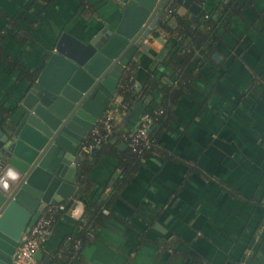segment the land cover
<instances>
[{
    "label": "crops",
    "instance_id": "crops-1",
    "mask_svg": "<svg viewBox=\"0 0 264 264\" xmlns=\"http://www.w3.org/2000/svg\"><path fill=\"white\" fill-rule=\"evenodd\" d=\"M193 1L200 5L195 20L165 0L159 23L124 66L121 76L134 71L135 93L114 120L116 137L89 152L81 184L77 159L76 191L93 202L105 204L129 176L104 209L105 223L84 219L83 199L60 202L66 208L54 216L42 257L31 264H264V0H232L236 13L225 24L220 11L230 0ZM121 5L0 0V131L7 133L16 117L26 71L41 69L60 34L88 42L117 24ZM203 12L220 24L205 56L176 20L197 21ZM165 19L172 30L154 36ZM152 80L182 89L170 103L163 91L142 93ZM121 101L115 90L107 109ZM163 109L166 127L149 157L121 162L143 114Z\"/></svg>",
    "mask_w": 264,
    "mask_h": 264
},
{
    "label": "water",
    "instance_id": "water-1",
    "mask_svg": "<svg viewBox=\"0 0 264 264\" xmlns=\"http://www.w3.org/2000/svg\"><path fill=\"white\" fill-rule=\"evenodd\" d=\"M119 1L117 24L105 26L88 42L60 34L35 79L26 80L7 133L0 131V264H11L42 204L69 205L78 196L83 142L107 110L124 66L159 23L165 0ZM171 1L188 9L192 20L200 16L193 0ZM97 151L93 147L90 153ZM10 169L19 174L17 181L8 177ZM41 257V251L34 254Z\"/></svg>",
    "mask_w": 264,
    "mask_h": 264
},
{
    "label": "trees",
    "instance_id": "trees-1",
    "mask_svg": "<svg viewBox=\"0 0 264 264\" xmlns=\"http://www.w3.org/2000/svg\"><path fill=\"white\" fill-rule=\"evenodd\" d=\"M230 0L228 3H226L223 8L221 9L220 13L223 15L222 17V24L224 23V19L227 16H230L233 13H236L232 10V5H231ZM176 15V14H174ZM176 20L178 22V25L180 26L181 30L183 33L187 34L189 38H191V43L193 44V49L195 51H198V53L202 55H206L211 49H212V44L211 42L219 36L217 34L218 27L220 24H217V22L212 21L209 18V15L207 13H202V17L198 19L197 21H192L189 17L186 16H180L176 15ZM171 29V26L168 22L167 19L163 20L159 25L158 28L153 31L154 36H159L161 32L167 33ZM219 30V29H218ZM217 33V34H216ZM2 38V34L0 31V39ZM206 51V53H205ZM133 66V65H132ZM130 67V66H129ZM25 72V70H24ZM126 72V71H125ZM25 74V73H24ZM37 75V71L29 72L26 71L25 74V80H30L33 81ZM132 77V79H131ZM131 79V80H130ZM133 83H134V71L132 67L128 68L127 72L120 77V80L117 85L116 92L119 96L122 97V102L127 103L129 99L131 98L132 95H134L135 91L133 89ZM148 85H145V87H142L141 91L142 93L150 92V91H163L165 96L164 101L167 100L170 103H173L176 98L178 97V94H180V90L182 89L180 87L178 88H170V89H164L162 84H159V81L152 80L147 83ZM162 100V102H164ZM166 101V102H167ZM163 107V106H162ZM164 113L161 115H156L154 116V121L153 124L156 125V129L154 131H149L147 134L148 139L151 141V146L148 149H143L141 153H133L128 151L122 153L120 157V161L123 162L124 160L134 163L135 165L138 164L139 156L143 154L146 158L149 157V152L152 149L153 143H154V138L163 128L166 127L165 122H164V114H166L165 110H162ZM3 113V112H2ZM116 137V134L113 130L112 134L109 135L105 140H103L98 146L102 145L104 142H110L113 140V138ZM116 142V139L114 140ZM116 145V144H115ZM130 149V148H129ZM116 150V147H115ZM139 155V156H138ZM89 161H90V154L89 153H84L81 152L79 156V161H78V182L83 183L85 180L82 178L83 176L86 175L87 168L89 167ZM129 176L123 177L122 181L120 182L119 186H115V191L110 194V197L108 198V201L103 204V202H96L92 201L88 198H86L85 195H83V192L79 191L78 192V198L84 200V219L88 223H91L93 225H103L105 223L106 217L104 214V209H106L112 201L116 198L118 195L121 187H123L129 180ZM72 247V244H71Z\"/></svg>",
    "mask_w": 264,
    "mask_h": 264
},
{
    "label": "built area",
    "instance_id": "built-area-1",
    "mask_svg": "<svg viewBox=\"0 0 264 264\" xmlns=\"http://www.w3.org/2000/svg\"><path fill=\"white\" fill-rule=\"evenodd\" d=\"M132 87L133 89L137 87L136 83H133ZM126 106L127 105L121 101L117 107L114 109H107L106 112L97 119L93 129L83 142L81 152L89 153L93 147H97L103 140L112 134L114 130V120ZM160 113H162V110L143 114L139 126L129 138V148L131 152L141 153L143 149L150 148L151 141L148 139L147 134L150 125L155 119L154 116ZM65 208L63 203L44 204L38 219L26 235L24 242L19 245L13 253L11 264H31L33 262L34 254L41 250L47 240L54 216L65 210Z\"/></svg>",
    "mask_w": 264,
    "mask_h": 264
},
{
    "label": "clouds",
    "instance_id": "clouds-1",
    "mask_svg": "<svg viewBox=\"0 0 264 264\" xmlns=\"http://www.w3.org/2000/svg\"><path fill=\"white\" fill-rule=\"evenodd\" d=\"M8 177L13 180V181H17L19 179V174L17 172H15L14 170H9L8 171ZM2 186L5 190H7L9 188V184L4 181L2 182Z\"/></svg>",
    "mask_w": 264,
    "mask_h": 264
}]
</instances>
